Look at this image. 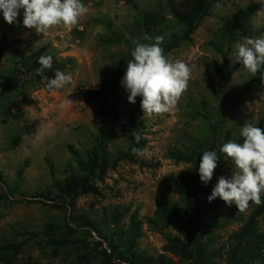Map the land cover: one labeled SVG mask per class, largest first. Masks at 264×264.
<instances>
[{"label": "rangeland", "instance_id": "374dc122", "mask_svg": "<svg viewBox=\"0 0 264 264\" xmlns=\"http://www.w3.org/2000/svg\"><path fill=\"white\" fill-rule=\"evenodd\" d=\"M181 1L184 0H176ZM82 2L88 12L75 27L71 30L57 27L48 35L26 28L23 10L11 25L0 12V43L4 36L12 42L4 53L0 77V264L3 249L19 243L23 247L13 264H104L94 248L97 242H103V248L108 250L110 242L96 232L79 231L74 237L76 244L59 247L48 243L45 228L52 224L62 233L71 214L86 213L104 218L117 209L123 214L119 227L101 221L103 235L110 237L120 231L121 243L126 242L121 250L126 251L130 245V221L137 216L141 224L137 255L157 258L165 254L168 239L179 236L180 228L156 221L157 202L176 200L164 187V180L173 174H187L190 167L176 163L171 151L184 150L196 141H207L211 127L203 119L204 114L226 118L227 127L235 126L240 134L245 124L264 129V88L226 101L224 89L228 94L239 93L251 73L242 65L234 71L232 79L226 81L228 70L217 50V46L224 44L221 29L225 21L252 4H259L261 10L230 44V64L240 62L237 61V43L264 37V0H219L213 5L210 16L202 20L193 40L167 55L173 63L183 61L195 68L176 111L153 116L138 113L137 120L145 124L141 137L147 146L132 158L127 155L131 137L119 129L113 116L101 115L96 103H71L68 97L80 88L95 89L104 80L107 68L132 59L133 41L143 43L140 11L163 14L167 20L166 37L180 33L183 25L172 15L167 0ZM41 48L67 64L65 73L72 75V84L47 92L40 84L33 83L31 77L17 73L21 55ZM11 76L20 78L19 86L4 92L7 78ZM128 95L121 84L117 102L124 122L137 105V99L132 104ZM101 137L109 152L110 169L93 181L98 193L79 197L74 211L59 209L49 201H45L47 205L41 203L44 200L36 197L50 189L55 180L63 179L69 169L80 170L73 152L78 151L85 158ZM227 160L221 176L231 179L235 166L229 158ZM221 176L215 179L214 186ZM255 205L250 202L245 214L251 213ZM233 206L235 203L229 207L224 202L220 212L227 214ZM258 226L264 232V215ZM232 228L238 225L233 224ZM168 257L175 264H193L171 253Z\"/></svg>", "mask_w": 264, "mask_h": 264}, {"label": "trees", "instance_id": "16d2710c", "mask_svg": "<svg viewBox=\"0 0 264 264\" xmlns=\"http://www.w3.org/2000/svg\"><path fill=\"white\" fill-rule=\"evenodd\" d=\"M167 1L172 15L183 25V30L180 33H173L169 37L164 36L167 20L163 14L156 11L139 12L142 20V38L145 34L153 38L163 36L162 47L166 57L183 43L193 40V36L199 29L202 20L210 16L213 5L219 0ZM260 10L261 6L259 4H252L246 11H239L226 20L221 29V39L224 44L217 46V50L224 58L228 70L226 81L231 80L234 71L243 65L242 62L235 65L230 64L229 46L232 44L233 39L241 35L242 31ZM142 41L143 43H155L154 39L152 41L142 39ZM11 45L12 42L9 43L6 36H4L3 42L0 43V77L2 75L4 53ZM42 55L51 54L41 48L29 55H21L20 60L17 62V73L24 77H31L33 83H38L47 92H51L53 90L47 88L48 81L54 78L57 69L65 72L67 64L60 62L55 56L51 55L53 57V68L46 70L42 76L37 75L36 69L40 67L38 61ZM129 60L130 58L115 68H107L103 73L104 80L95 89H77L69 95L68 99L71 103H96L100 107L101 115L113 116L119 129L131 137V146L127 155L132 158L135 155L132 153L133 147L142 150L147 145L141 137L145 124L143 120H137L138 113H144L141 107L142 97H137V105L126 122L120 115L117 102L118 91ZM262 74H264V68L255 76L251 73L249 80L243 86L244 88L237 94H228L224 89L225 100H234L240 95L256 93L264 88ZM20 81L18 76L7 78V86L4 88V92L16 89ZM202 117L210 124V137L204 142L196 141V143H192L191 147L184 150L176 148L171 151V158L176 163L187 164L190 168L187 174H173L164 180V187L173 197H176V200L157 202L156 221L163 225L180 228L179 236L168 239L165 254L157 258L137 255L135 250L141 230V224L137 216H133L130 221L128 230L130 245L126 251L121 250L122 247H126V242L121 243L120 238L122 235L120 231L110 237L103 235L101 221L107 222L108 226L113 224L119 227L118 224H120L123 214L118 209L110 216L106 214L104 218H94L86 213L71 214L65 231L62 233L57 231L60 230L59 227L49 224L46 226L44 233L48 243L54 246L67 247L77 243L74 237L79 231H86L90 234L96 232L105 241L110 242L108 250L103 248V242H97L94 248L104 264H112L116 261L128 264H175L168 257L169 253L190 260L193 264H264V232L258 226L259 219L264 215V203L255 205L254 210L248 215L245 212H238L237 206H233L227 214H222L220 208L223 206L224 201L219 197L212 202L208 200L215 187V179L223 174V168L228 163L226 154L221 153L220 148L229 141L243 143V137L240 133H237L235 126L227 127L226 118H212L210 114H204ZM133 131L139 133L141 137L139 143L133 137ZM205 150L216 151L220 157L213 178L207 185L201 182L199 175L200 159ZM73 154L80 170L77 172L69 169L63 179L55 180L50 189L36 197L44 200L41 203L47 205L45 201H49L52 203L51 205L59 209L74 211L79 197L98 193V188L93 184V181L97 177L104 176L110 169L109 152L103 137L97 140L95 146L87 151L85 158L78 151L73 152ZM48 164L52 168L50 160H48ZM262 201H264V196ZM233 224H237L238 228H232ZM113 236L118 238L114 240L111 238ZM22 247L23 244L20 243L7 245L3 249L2 264H13Z\"/></svg>", "mask_w": 264, "mask_h": 264}, {"label": "clouds", "instance_id": "9594fccd", "mask_svg": "<svg viewBox=\"0 0 264 264\" xmlns=\"http://www.w3.org/2000/svg\"><path fill=\"white\" fill-rule=\"evenodd\" d=\"M23 10V25L35 29L38 34L48 35L52 29L64 27L71 30L80 18L88 12L82 0H0V12L9 24L17 21ZM142 43L134 40V49L127 62L122 87L129 93L128 101L136 103L142 97L141 107L144 115L153 116L171 113L177 110L180 99L188 88L195 65L183 61L171 62L164 54L163 36L152 37L145 34ZM238 59L245 69L255 76L264 68V37L249 38L246 43H237ZM37 75H43L53 68V57L42 55L38 61ZM264 78V74H262ZM73 83L71 74L57 69L54 78L48 81L49 90L63 89ZM136 142L141 137L132 132ZM243 143L229 141L220 148L235 166L231 179L221 176L208 197L209 202L221 198L229 207L233 203L238 212H245L250 202L256 205L264 203V130L252 124H245L241 129ZM141 150L133 147L132 153ZM219 156L216 151L205 150L200 159L199 175L205 185L213 178L218 167ZM190 168V167H189Z\"/></svg>", "mask_w": 264, "mask_h": 264}]
</instances>
